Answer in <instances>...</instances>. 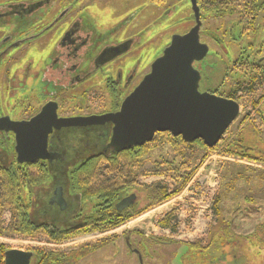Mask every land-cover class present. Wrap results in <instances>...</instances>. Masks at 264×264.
<instances>
[{
    "label": "flooded vegetation",
    "instance_id": "af4514ba",
    "mask_svg": "<svg viewBox=\"0 0 264 264\" xmlns=\"http://www.w3.org/2000/svg\"><path fill=\"white\" fill-rule=\"evenodd\" d=\"M221 2L196 0L200 42L209 47V53L194 67L202 75L201 92L237 99L243 94L237 92L239 77L249 79L255 72L264 73V57L254 61L250 48L253 22L237 38L232 28L224 27L223 18L230 14L222 12ZM249 2L252 4L247 6L251 8L248 17H263L264 0ZM255 5H259L257 12ZM196 25L192 0H0V119L30 122L45 107L50 116L56 113L58 119L117 112L123 100L151 72L173 37L187 35ZM228 48L235 50V57L226 65L219 83L216 72L228 55ZM86 84L90 85L84 87ZM65 130L67 136L72 135L65 141L74 147L80 134L73 128ZM53 135L49 144L55 146ZM15 146L13 133H0L2 166L15 167ZM90 160L83 159L69 171L65 211L52 203L55 181L48 161L25 164L39 167L28 172L29 178L38 176L39 186L27 184L23 206L26 227L23 234L15 235L23 243L38 241L42 248L0 245V264H6L7 253L15 249L19 253H33L29 264H80L83 259L70 260L69 255L83 251L88 256L111 244H120L119 252L122 248L129 249L127 264H156L160 252L154 247L172 245L173 241L141 230L118 234L152 210L154 199L149 197V189L140 182L133 189L118 191L111 185L114 175L109 171H93ZM57 174L63 175L61 170ZM125 182L122 183L126 186ZM96 183L104 186L95 187ZM36 191L41 214L33 208ZM131 196H135L133 205L120 212L117 205ZM112 225L116 226L110 228ZM93 239L100 241L76 250L59 249L68 243ZM140 249L146 251L145 255ZM176 255L181 264H190L195 254L188 250L175 253L168 264Z\"/></svg>",
    "mask_w": 264,
    "mask_h": 264
},
{
    "label": "water",
    "instance_id": "95a60500",
    "mask_svg": "<svg viewBox=\"0 0 264 264\" xmlns=\"http://www.w3.org/2000/svg\"><path fill=\"white\" fill-rule=\"evenodd\" d=\"M192 1L197 25L187 35L173 37L171 45L152 65L151 72L123 100L117 112L58 119L56 113L50 116L45 107L30 122L0 119V133L15 135L18 164L48 161L55 176L52 203L60 210L67 209L64 196L69 193L70 184L67 177L57 174V170H61L59 163L70 162L83 152L84 160L94 155L116 156L143 147L162 133L181 138L187 144L202 141L206 147L214 149L238 120L242 107L237 100L200 91L202 75L194 64L207 57L209 47L200 42L199 11L196 0ZM72 128L80 134L74 147L65 141L72 137L66 135L65 129ZM51 134H54L51 140L56 142L55 146L49 144ZM85 134H89V139L84 140ZM133 199L135 196L122 200L117 205L118 210L132 206ZM32 256V252L11 250L6 264H29Z\"/></svg>",
    "mask_w": 264,
    "mask_h": 264
},
{
    "label": "trees",
    "instance_id": "16d2710c",
    "mask_svg": "<svg viewBox=\"0 0 264 264\" xmlns=\"http://www.w3.org/2000/svg\"><path fill=\"white\" fill-rule=\"evenodd\" d=\"M223 1L225 5L231 3V0ZM222 12L224 14H234L232 11L227 12L224 10ZM258 85H264V73L262 72H255L254 76L249 79L248 77L240 79L237 92L255 93ZM235 95L237 96V94ZM227 98L236 100L235 96ZM252 106L258 108L257 103L252 102ZM245 120L243 123H245ZM82 137L87 140L90 136L85 134ZM160 144L174 150L172 156L167 157L168 153H165L162 161L155 163L159 164H157V168L160 165L166 166L167 171L161 173L162 175L175 173L172 178L175 180L176 189L170 191L165 182L151 186L143 185L144 188L149 189L148 195L151 198L153 197L152 207H154L171 201L189 185L195 171L200 166L193 168V154L191 155V153L197 150L206 153L214 152L218 149V146L209 149L202 141L187 144L181 138H174L168 133H162L157 134L153 142L143 147H137L116 156L94 155L88 159H91V169L93 171H109L110 174L114 175V181L111 185L115 186L118 191L124 188L129 190L138 186L140 177L153 176V174L147 172L139 175L138 169L143 166L146 158L159 149ZM188 152L192 157L187 155ZM223 152L226 156L239 159L242 162L247 161L262 165L263 167L240 166V164L231 162L221 165L223 187L215 195L213 202V212L217 222L210 230L208 240H198L187 244L188 251L195 254L192 256L194 259L190 264H264V140H260L258 134L244 132L234 143L227 145ZM83 154H79L70 162L59 163L62 176L67 177L68 181L70 179L69 171L83 161ZM206 158L207 156L204 160ZM232 167H236V171L233 169L231 171ZM38 169V166L20 165L17 162H15L13 168H7L0 164V210L7 207L12 210L14 219L12 232L14 234H23L22 232L26 227L23 206L26 199L27 184H30L29 186H39L38 176L29 178L28 172ZM51 175L55 181L54 174ZM95 178L99 180V176H95ZM105 180L108 179L105 178ZM124 180H126V186L122 183ZM101 186H104V184H95V187L101 188ZM38 192L36 191V194H34L35 203L33 208L35 212L41 214V210H39L41 202L37 200ZM228 202H230L228 205L230 206L229 211L226 207ZM175 214L176 212L168 214L157 225L175 232ZM122 222L117 224L119 225ZM116 225H112L110 228ZM1 233H3V230L0 228Z\"/></svg>",
    "mask_w": 264,
    "mask_h": 264
},
{
    "label": "rangeland",
    "instance_id": "374dc122",
    "mask_svg": "<svg viewBox=\"0 0 264 264\" xmlns=\"http://www.w3.org/2000/svg\"><path fill=\"white\" fill-rule=\"evenodd\" d=\"M221 4L222 11L226 10L227 12H234V15H227L226 18H223L224 27L227 30L232 28L234 37H239L241 30H244L245 27L247 30V27L251 26L250 21L253 22L252 27H250L253 32V41L251 42L250 48H253L254 61L256 62L264 57V16H255L253 18L248 17L251 8H248L247 6H251L252 4L249 0H231V3L228 5H225L223 1ZM255 10H259V5H255ZM234 55L235 50L233 51L228 48V55H225L224 63L216 72L215 79L217 82L220 83L223 80L226 65L235 57ZM88 85L90 84H86L84 87H88ZM80 91L81 89L79 92ZM255 91V93H243L237 96L236 100L242 107L241 114L219 143L217 150L207 153L202 150H197L194 153H191V155L193 154V157L188 152L187 155L193 158V168L200 166L195 171V175L186 189L171 201L153 207L152 210L144 214L139 220L131 222L118 231V234H128L129 232L141 230L150 236L162 237L173 241L172 245L154 247L160 252V257L156 258V264L170 263L173 254H182L183 251L188 250L185 244H188L189 242L194 243L198 240H208L210 230L217 222V218L213 212V202L215 195L219 193L223 187L221 177L222 164L225 165L226 163L231 162L234 164H240V166H253L256 168L263 167L262 165L253 164L247 161L242 162L239 159L226 156L223 152L227 145L234 143L244 132L258 134L259 139L264 140V85H258ZM252 102L257 103V109L253 108ZM245 118L248 119L245 120ZM244 120L245 123H243ZM160 145L159 149L153 152L150 157L146 158L143 166L138 169L139 175L147 172L148 174H153V176L145 180L139 179L138 182H142L143 185L146 186L165 182V185L169 186L168 189L173 191L176 189L175 180L172 178L175 173H166L162 175L161 173L167 171L166 166L160 165L157 168L158 163L155 162H161L165 153H168L167 157L172 156L174 150L170 147L163 146L162 144ZM205 156H207V158L204 160ZM232 169L236 171V167H232L230 170L232 171ZM166 179L167 181H165ZM229 203L230 202L226 204L227 211L230 210V206H228ZM174 212H176L174 224L176 227L175 232L164 230L162 227L156 225L155 222L161 221L163 217ZM13 221V213L9 207L0 210V228L3 230V233L0 234V245H3L4 247L42 248L41 243L38 241L23 243L24 240L12 232ZM99 241V239L84 242L80 240L74 243H68L66 246L59 249L61 251L76 250L82 246L91 245L92 243ZM119 245L120 244L115 246L114 244H111L88 256L83 254L82 251L69 255V257L70 260H72V258L83 259L80 264H127L126 261L130 260V257H127L130 254L128 251L129 249L122 248L119 252ZM124 249L126 250L124 251ZM140 251L145 255L146 251L144 249H140ZM82 255L85 256V258L81 257ZM154 255H157V253L153 254V256ZM133 261H135V259H133ZM171 264H181L180 257L176 255Z\"/></svg>",
    "mask_w": 264,
    "mask_h": 264
}]
</instances>
